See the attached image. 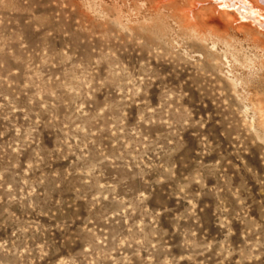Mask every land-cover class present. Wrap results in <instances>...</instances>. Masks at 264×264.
I'll list each match as a JSON object with an SVG mask.
<instances>
[{"label": "rangeland", "instance_id": "obj_1", "mask_svg": "<svg viewBox=\"0 0 264 264\" xmlns=\"http://www.w3.org/2000/svg\"><path fill=\"white\" fill-rule=\"evenodd\" d=\"M223 4L0 0V264H264V27Z\"/></svg>", "mask_w": 264, "mask_h": 264}, {"label": "bare ground", "instance_id": "obj_2", "mask_svg": "<svg viewBox=\"0 0 264 264\" xmlns=\"http://www.w3.org/2000/svg\"><path fill=\"white\" fill-rule=\"evenodd\" d=\"M226 7L233 6L244 17L252 18L264 27V0H224ZM242 16V17H243Z\"/></svg>", "mask_w": 264, "mask_h": 264}]
</instances>
